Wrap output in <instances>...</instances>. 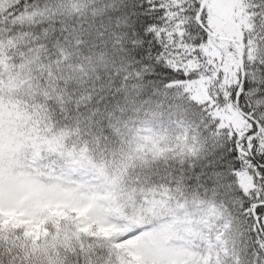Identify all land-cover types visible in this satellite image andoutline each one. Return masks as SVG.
<instances>
[{"label": "snow or ice", "instance_id": "snow-or-ice-1", "mask_svg": "<svg viewBox=\"0 0 264 264\" xmlns=\"http://www.w3.org/2000/svg\"><path fill=\"white\" fill-rule=\"evenodd\" d=\"M0 264H264V0H0Z\"/></svg>", "mask_w": 264, "mask_h": 264}]
</instances>
